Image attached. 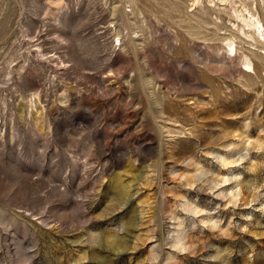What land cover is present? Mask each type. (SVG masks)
I'll return each instance as SVG.
<instances>
[{
  "label": "rangeland",
  "instance_id": "1",
  "mask_svg": "<svg viewBox=\"0 0 264 264\" xmlns=\"http://www.w3.org/2000/svg\"><path fill=\"white\" fill-rule=\"evenodd\" d=\"M263 35L264 0H0V264H264Z\"/></svg>",
  "mask_w": 264,
  "mask_h": 264
},
{
  "label": "bare ground",
  "instance_id": "2",
  "mask_svg": "<svg viewBox=\"0 0 264 264\" xmlns=\"http://www.w3.org/2000/svg\"><path fill=\"white\" fill-rule=\"evenodd\" d=\"M237 12V11H236ZM237 17H239V15L237 16ZM243 21H244V23L246 24V26H248L249 28H251V29H253V32H251V34H249L250 35V37L251 38H254V39H256L255 37V35L256 34H258V35H260V34H262L263 33V25L261 24V22L257 19V18H255V16H253V15H251L249 18L247 17V18H243ZM249 32V31H248ZM248 35V36H249ZM264 36V35H263ZM250 38V39H251ZM262 40V39H261ZM234 41V40H233ZM232 42V41H231ZM229 43L228 45L230 46V51L231 52H233V50H234V48H233V43ZM247 58V57H246ZM245 64H246V66L250 69V68H252V63L250 62V60L249 59H247L246 60V62H245Z\"/></svg>",
  "mask_w": 264,
  "mask_h": 264
}]
</instances>
